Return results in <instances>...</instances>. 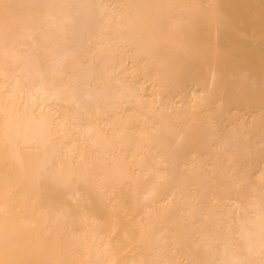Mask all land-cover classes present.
Returning <instances> with one entry per match:
<instances>
[{
	"label": "bare ground",
	"instance_id": "bare-ground-1",
	"mask_svg": "<svg viewBox=\"0 0 264 264\" xmlns=\"http://www.w3.org/2000/svg\"><path fill=\"white\" fill-rule=\"evenodd\" d=\"M0 264H264V0H0Z\"/></svg>",
	"mask_w": 264,
	"mask_h": 264
},
{
	"label": "rangeland",
	"instance_id": "rangeland-1",
	"mask_svg": "<svg viewBox=\"0 0 264 264\" xmlns=\"http://www.w3.org/2000/svg\"><path fill=\"white\" fill-rule=\"evenodd\" d=\"M216 8H217V7H216ZM218 8L220 9V7H218ZM218 8H217V9H218ZM231 21H232V20H231Z\"/></svg>",
	"mask_w": 264,
	"mask_h": 264
}]
</instances>
